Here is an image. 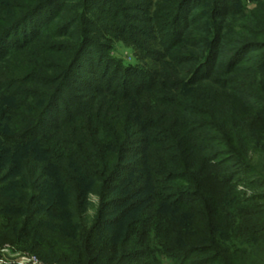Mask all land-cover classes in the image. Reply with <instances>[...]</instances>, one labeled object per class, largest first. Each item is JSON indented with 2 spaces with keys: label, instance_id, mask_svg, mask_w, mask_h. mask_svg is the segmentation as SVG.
Segmentation results:
<instances>
[{
  "label": "trees",
  "instance_id": "trees-1",
  "mask_svg": "<svg viewBox=\"0 0 264 264\" xmlns=\"http://www.w3.org/2000/svg\"><path fill=\"white\" fill-rule=\"evenodd\" d=\"M60 1L0 0V64L9 55L16 61L34 35L64 37L75 26L101 33L85 28L84 7L62 21L67 4ZM196 1L138 5L150 25L133 26L134 33L166 50L168 63L156 73L135 70L137 81L111 79L131 70L110 72L109 63L98 74L85 37V46L71 58L65 50L58 64H45L44 56L4 68L0 247L43 264H264V14L228 40L235 13L228 0H211L203 35L195 38L188 30ZM112 23L106 31H115ZM54 46L45 52H56ZM82 61L91 80L77 72ZM142 141L161 151L156 158L149 153L150 161L158 158L154 169L139 171L144 164L133 168L127 160ZM125 181L134 187L120 196ZM96 188L102 204L90 219L87 198ZM146 195L153 202L142 206ZM131 199L127 212L138 210L136 221L122 222L121 212L108 218L107 209ZM119 223L120 233L107 230Z\"/></svg>",
  "mask_w": 264,
  "mask_h": 264
},
{
  "label": "rangeland",
  "instance_id": "rangeland-1",
  "mask_svg": "<svg viewBox=\"0 0 264 264\" xmlns=\"http://www.w3.org/2000/svg\"><path fill=\"white\" fill-rule=\"evenodd\" d=\"M109 2L108 6H104L102 0H61L59 2L60 6L63 7L66 5L67 8L62 12V15H60V19L68 20L73 18L74 16H77V14L81 11V9L84 7V11L86 14L87 22L85 28H89L92 25L97 26L101 33L99 35L95 34H88L87 29L81 30L79 27L75 26L69 31H65L64 37H55L48 39L47 36L37 37L36 35L34 38L33 45H30L28 47H24L22 53H20L19 58L15 61L14 59L10 58L11 55L6 57V60L8 61L10 59L9 63H1L0 64V75L6 76V69H4L6 66L9 65H20L23 64L25 67L31 64V62H34V60H37L40 62V58L47 56L48 62L46 61L45 64L48 65V63H59L61 60V57H63V52L65 50H68L67 56L73 57V55L76 53V51L81 48L82 46H85L87 41L84 45H82L85 38H89L90 43L92 46H89L91 50L94 53H96L95 56H93L94 64L95 66L100 63V71L98 74L101 73L102 64L105 63L112 64L110 67L111 70L114 69L113 72L116 71L118 67H129L127 69H130L131 72H126L125 75L120 77L122 74L114 75L115 77H111V79L116 80V82L121 83L123 78L126 80L128 79L130 82L134 80H138L139 75H133L135 73V70H145L146 72L154 71L156 69V66L159 64L165 62L168 63V60L165 58L166 50L163 51V48L154 45L151 41L148 39H142V37H139L138 34L134 33L136 29L133 28V26H145L150 25L149 22H147L148 18V12L145 13H138L137 7L138 5H144L146 7H150L147 3H145L146 0H107ZM211 0H198L195 3V9L192 12V17H194L195 21L190 22L189 32L192 33V36L195 38H200L203 33L202 30L205 28L207 15L204 17V15L209 12L210 10V4ZM229 5L231 6L232 12L235 13V15H232L227 21L228 24H230V28L228 31H225V35L228 38V40H233L235 38V35L237 34V31L242 30L243 28L252 25L254 23L259 22L263 18L264 14V0H228ZM112 7L114 9V13L116 12H123L124 15L120 14L117 17L109 15L108 11L105 10V8ZM15 10V9H14ZM105 10V11H104ZM148 10H151L150 8ZM9 12V11H8ZM241 13V14H237ZM133 14H137V16H141L144 21H136L133 19ZM146 16V17H145ZM221 19L222 17L219 16ZM114 22L111 25H113L116 29L113 32L106 31L104 24L107 22ZM120 23V26L118 25ZM58 25V23H56ZM62 25V24H61ZM57 30V29H56ZM55 30V31H56ZM120 30V31H119ZM117 31V32H116ZM57 34L62 35L61 31L60 33L56 31ZM130 33V34H128ZM33 36V37H34ZM134 36L138 38L140 41H134ZM32 37V38H33ZM85 37V38H84ZM84 38V40L82 39ZM82 39V40H81ZM38 42H37V41ZM195 40V39H194ZM227 40V39H226ZM198 41V40H197ZM52 42H55V46H58L56 49V52L53 53H46L45 52V46L47 44L52 45ZM135 42V43H134ZM137 42V43H136ZM229 43V41H228ZM54 46V47H55ZM223 49L229 48V45H223ZM59 50V51H58ZM90 50V49H88ZM69 52L71 54H69ZM165 53V54H164ZM250 54L255 57L258 53L251 51ZM246 54H242L240 58H246ZM66 56V55H65ZM39 57V58H36ZM65 60V59H64ZM179 62L182 60L181 57H178ZM67 61V60H66ZM26 63V64H25ZM182 64V63H180ZM184 64V63H183ZM81 65L83 66V69H78L77 72L80 75L81 78H86L91 80L94 76L92 73V69H90L88 61H82ZM108 65V64H107ZM185 66V65H182ZM152 69V70H151ZM132 74L133 76L131 77ZM52 73H48V76H51ZM99 80L101 79L99 75H96ZM169 82V77L167 76L165 78ZM92 105H95L98 107L99 101H96L95 103H92ZM95 107V108H96ZM157 109V108H156ZM153 113L160 114L161 111L155 110ZM155 118V117H154ZM141 137H145V135H140ZM140 137V138H141ZM146 138V137H145ZM136 144H134L135 146ZM135 148V147H134ZM136 153L134 155H129L127 160H131L132 162H135L133 165V168H139L141 164H144L143 167H140L139 171L142 169H148V168H156L155 163L157 164L156 158L158 152L157 145H154L152 143L146 144L145 142L139 143V146L137 147ZM155 152L154 158L151 157V161L149 159V153ZM167 152H175L174 150L167 151ZM153 159V160H152ZM151 176V175H150ZM149 181H146L149 188L147 189L150 191V185L148 183ZM134 187V182L125 181L121 186L119 187V190L122 188L121 195H124L130 187ZM136 186V185H135ZM99 188V186H98ZM141 188V185L139 186ZM97 189V188H96ZM239 190H242L243 188L241 186L238 187ZM95 190V193H89L88 194V216L90 219H93L95 216V213L99 208L101 207L102 200L100 198V190ZM150 196L146 195L145 202L142 206L145 204H150L153 201L149 199ZM153 198V197H151ZM133 199L131 201L123 203V205L118 206L116 208H109L107 209L108 218L111 220L115 216L119 215L120 212L123 216V221L126 223V221H133L135 219V214L138 210L134 211L133 213L127 212V207L131 205ZM117 218V217H116ZM109 220V221H110ZM137 219H135L136 221ZM123 229V226L119 223V225H111L110 227H107L108 231H114L117 233H120ZM107 231V232H108ZM2 247V246H1ZM35 256V255H34ZM37 258V257H36ZM39 260V259H38ZM164 264H169V262L166 259H162ZM43 263V262H42Z\"/></svg>",
  "mask_w": 264,
  "mask_h": 264
},
{
  "label": "crops",
  "instance_id": "crops-1",
  "mask_svg": "<svg viewBox=\"0 0 264 264\" xmlns=\"http://www.w3.org/2000/svg\"><path fill=\"white\" fill-rule=\"evenodd\" d=\"M30 255L10 245H4L0 247V264H28Z\"/></svg>",
  "mask_w": 264,
  "mask_h": 264
},
{
  "label": "built area",
  "instance_id": "built-area-1",
  "mask_svg": "<svg viewBox=\"0 0 264 264\" xmlns=\"http://www.w3.org/2000/svg\"><path fill=\"white\" fill-rule=\"evenodd\" d=\"M1 258H0V262H1ZM28 264H43L40 260H38V258H36L33 255H30L29 257V263Z\"/></svg>",
  "mask_w": 264,
  "mask_h": 264
}]
</instances>
